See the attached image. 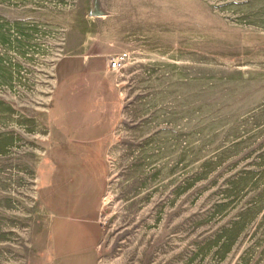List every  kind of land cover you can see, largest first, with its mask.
Segmentation results:
<instances>
[{
	"label": "rangeland",
	"instance_id": "1",
	"mask_svg": "<svg viewBox=\"0 0 264 264\" xmlns=\"http://www.w3.org/2000/svg\"><path fill=\"white\" fill-rule=\"evenodd\" d=\"M121 58L96 264H264V0H0V264H45L55 63Z\"/></svg>",
	"mask_w": 264,
	"mask_h": 264
},
{
	"label": "crops",
	"instance_id": "2",
	"mask_svg": "<svg viewBox=\"0 0 264 264\" xmlns=\"http://www.w3.org/2000/svg\"><path fill=\"white\" fill-rule=\"evenodd\" d=\"M108 60L64 55L54 68L51 119L57 140L38 169L37 196L49 216L45 264H96L100 205L108 168L98 150L120 116V94Z\"/></svg>",
	"mask_w": 264,
	"mask_h": 264
},
{
	"label": "built area",
	"instance_id": "3",
	"mask_svg": "<svg viewBox=\"0 0 264 264\" xmlns=\"http://www.w3.org/2000/svg\"><path fill=\"white\" fill-rule=\"evenodd\" d=\"M121 58H112L109 61V68L111 71H117L121 67Z\"/></svg>",
	"mask_w": 264,
	"mask_h": 264
}]
</instances>
